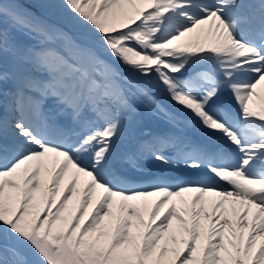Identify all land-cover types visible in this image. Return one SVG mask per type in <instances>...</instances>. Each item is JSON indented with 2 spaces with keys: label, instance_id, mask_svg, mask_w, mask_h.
I'll list each match as a JSON object with an SVG mask.
<instances>
[{
  "label": "snow or ice",
  "instance_id": "1",
  "mask_svg": "<svg viewBox=\"0 0 264 264\" xmlns=\"http://www.w3.org/2000/svg\"><path fill=\"white\" fill-rule=\"evenodd\" d=\"M33 7L0 0V264H264V0Z\"/></svg>",
  "mask_w": 264,
  "mask_h": 264
},
{
  "label": "rangeland",
  "instance_id": "2",
  "mask_svg": "<svg viewBox=\"0 0 264 264\" xmlns=\"http://www.w3.org/2000/svg\"><path fill=\"white\" fill-rule=\"evenodd\" d=\"M21 1H23V2H19V3H21L22 5H24V7L25 8H27V9H29V10H31V11H33V12H36L37 11V9L36 8H34L33 7V0H21ZM49 23H52L50 20H49ZM54 23H56L57 25H59V22L58 21H56V22H54ZM18 36L20 37V39H22V40H27L28 38L27 37H25V36H23L22 34H18ZM144 112H146L144 109H141L140 110V114L138 115V116H136L135 118H134V124L132 125L133 126V130H132V133H131V137L133 138V139H136V138H138V136H140V135H138L139 133H147L146 132V129H147V126H148V122L146 121V119H145V117H144ZM156 117V116H155ZM139 120V121H138ZM144 120V121H143ZM156 125L155 126H157L158 128L159 127H162V126H160L159 125V123H161L162 122V124L163 123H165V121L164 120H162V119H160V118H158V117H156ZM136 123H138V124H136ZM137 128H136V127ZM135 130V131H134ZM63 188H64V186L62 185L61 186V192L63 193ZM77 191L78 192H81V190L79 189V188H77ZM82 193V192H81ZM152 199H158L157 197H152ZM57 200H59V196L57 197ZM77 201H78V197H74L71 201H69V204H68V209L69 210H71V211H75L76 210V208L78 207V203H77ZM94 203H95V201H94ZM43 207V206H42ZM148 208H149V210L151 209L150 208V206L148 205ZM89 213H91V211H92V208H89ZM86 219H87V217H86ZM148 219V215H147V212L145 213V220H147ZM175 226H176V222L175 221H173V229L172 230H170V233L171 232H173L174 230H175ZM176 234V237H177V241H179L180 239H182V238H186V237H181V235L179 234V233H175ZM162 243H163V241H162ZM172 247H183L182 245H180V244H176V245H173L172 243H171V241H169V248L171 249Z\"/></svg>",
  "mask_w": 264,
  "mask_h": 264
},
{
  "label": "bare ground",
  "instance_id": "3",
  "mask_svg": "<svg viewBox=\"0 0 264 264\" xmlns=\"http://www.w3.org/2000/svg\"><path fill=\"white\" fill-rule=\"evenodd\" d=\"M208 28H209L208 25H205V26H204V32L201 33V34H200V37H199L201 41H203L204 36L207 34ZM196 39H197V35H196V34H193L191 37H186V38H185L186 41H192V42H195ZM258 91H262V95H264V90H260V89H258ZM145 111H146V110H145ZM144 117H145V119H146V121L148 122L149 125H155L156 122H157V121H156V117L153 116V115H150L147 111L144 112ZM138 121H139V120H138ZM143 121H144V120H143ZM136 124H138V123H136ZM160 124H161L160 126H164V127H167V128H168V125H167V124H162V123H160ZM135 127H136V126H135ZM136 128H137V127H136ZM162 128H163V127H162ZM132 130H133V126H131L130 129L127 128V129L125 130V136L127 137L128 132H131V133H132ZM134 131H135V130H134ZM140 134H141V133H139L138 135H140ZM140 136H143V134L140 135ZM125 142H126V141L123 142V145H124ZM146 165L149 166L150 164H146ZM85 179H86V178L81 177L79 183L77 184V188H79V189L81 190V192H82L83 187H84ZM66 184H67V178H66V180H65V184H64L63 186L65 187ZM191 195H193V194H188V196H187L186 198H187V199H190V198H191ZM206 199H211V198H206ZM154 202H155V199H152V197H150V198L148 199V205L150 206V208H151V206H152V204H153ZM162 214H163V213H162ZM249 219H251V217H249Z\"/></svg>",
  "mask_w": 264,
  "mask_h": 264
}]
</instances>
